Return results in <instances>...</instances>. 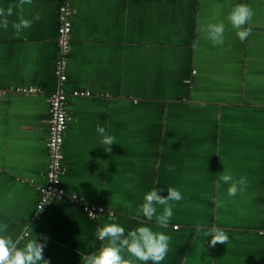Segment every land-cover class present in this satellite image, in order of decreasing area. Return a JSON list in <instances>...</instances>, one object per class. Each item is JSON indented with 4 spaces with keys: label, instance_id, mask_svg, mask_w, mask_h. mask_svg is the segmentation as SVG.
<instances>
[{
    "label": "crops",
    "instance_id": "0c3cea01",
    "mask_svg": "<svg viewBox=\"0 0 264 264\" xmlns=\"http://www.w3.org/2000/svg\"><path fill=\"white\" fill-rule=\"evenodd\" d=\"M61 2L0 0V235L23 236V246L42 234L50 264H82L106 243L97 226H151L171 237L162 264H264V0L63 1L72 11L64 88L91 95L68 96L61 184L66 196L104 207L96 219L67 197L37 215ZM237 3L254 13L243 42L227 20ZM21 17L32 25L17 31ZM209 23L225 25L223 45L206 38ZM98 126L115 137L110 153ZM223 171L247 181L236 196ZM153 187L183 197L170 201L165 228L137 212ZM213 226L226 245L209 246Z\"/></svg>",
    "mask_w": 264,
    "mask_h": 264
},
{
    "label": "clouds",
    "instance_id": "9594fccd",
    "mask_svg": "<svg viewBox=\"0 0 264 264\" xmlns=\"http://www.w3.org/2000/svg\"><path fill=\"white\" fill-rule=\"evenodd\" d=\"M20 5L31 4L32 0H19ZM11 15V9L8 10ZM254 13L252 9L244 3H237L231 9L227 20L231 26L236 29V35L241 42L247 39L251 29L246 27L252 19ZM0 16H4V11L0 9ZM35 19H39L37 16ZM5 28L8 26V20L3 21ZM32 21L21 17L18 23H13V28L17 31L31 27ZM206 38L209 39L213 46L223 45L225 25L223 23H209L204 29ZM96 131L102 137L101 144L105 152H111V146L114 145L115 137L108 135L105 127L98 126ZM225 184L230 186L227 189L228 196H236L240 190V185H245L247 181L241 178L235 181L233 176L223 173L218 174ZM163 189L153 187L146 192L143 203L138 206V214H142L147 221L156 218V223L161 228L168 226L172 216V205L170 201H180L183 199L182 194L175 188H167V196L159 193ZM156 205L163 206V211L157 214ZM31 227V225H30ZM32 229V227H31ZM97 238L106 241L98 251L86 255L81 260L82 264H134L130 258H125L122 252L126 251L130 257L148 264H162L168 250L170 236L164 232H153L151 226H140L126 233L124 227L116 223L97 226L95 229ZM205 235L210 237L209 246L214 247L217 244H227L229 237L225 230L218 227H210L205 231ZM48 238L44 235L35 236L32 232V238L21 246L23 236L13 239L9 235H0V264H50V260L44 257V250L47 247Z\"/></svg>",
    "mask_w": 264,
    "mask_h": 264
},
{
    "label": "built area",
    "instance_id": "2783aa9c",
    "mask_svg": "<svg viewBox=\"0 0 264 264\" xmlns=\"http://www.w3.org/2000/svg\"><path fill=\"white\" fill-rule=\"evenodd\" d=\"M69 1V0H62ZM59 25L57 28V43L60 55L56 61L54 74L58 79V88L49 93L48 96V127L46 146L49 158L48 169L46 172V183L39 187L40 199L37 203V215L49 207L55 200L68 198L70 204L79 207L87 217L96 219L104 212V207L91 205L83 201L78 195L71 194L66 196L62 188V177L65 172L63 164V142L65 131L70 120L67 111L68 96L88 97L89 91L73 90L69 95L66 93L64 85L67 81V62L71 52V16L72 11L67 3L62 2L59 6ZM36 88H17L16 92L29 94L36 92Z\"/></svg>",
    "mask_w": 264,
    "mask_h": 264
},
{
    "label": "trees",
    "instance_id": "16d2710c",
    "mask_svg": "<svg viewBox=\"0 0 264 264\" xmlns=\"http://www.w3.org/2000/svg\"><path fill=\"white\" fill-rule=\"evenodd\" d=\"M61 1H62V0H61ZM62 2H63V1H62ZM62 2H61V3H62Z\"/></svg>",
    "mask_w": 264,
    "mask_h": 264
}]
</instances>
